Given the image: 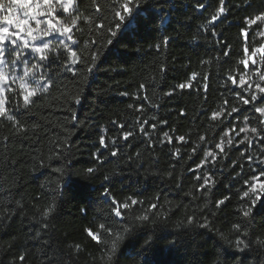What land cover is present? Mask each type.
Returning a JSON list of instances; mask_svg holds the SVG:
<instances>
[{"label":"trees","instance_id":"16d2710c","mask_svg":"<svg viewBox=\"0 0 264 264\" xmlns=\"http://www.w3.org/2000/svg\"><path fill=\"white\" fill-rule=\"evenodd\" d=\"M123 3L74 0L58 16L72 28L73 40L62 39L82 62L70 66L75 58L60 48L24 88L8 80L0 94V264H264L254 243L264 239V191L257 188L248 250H236L244 237L233 229L245 228V181L264 182V116L254 111L264 107L255 87H264V58L252 55L264 45V23L246 24L264 12V0H225L212 23L219 0H138L132 16ZM27 91L36 95L25 105ZM252 92L258 101L244 105L239 97Z\"/></svg>","mask_w":264,"mask_h":264},{"label":"snow or ice","instance_id":"6c2138e0","mask_svg":"<svg viewBox=\"0 0 264 264\" xmlns=\"http://www.w3.org/2000/svg\"><path fill=\"white\" fill-rule=\"evenodd\" d=\"M224 3L225 0H219L220 7L211 16V19L210 21H208V23L217 21L222 13L226 11ZM133 4H138V0H124V3L121 5L122 12L124 14H127V16H132L134 8L130 5ZM198 6L200 8L205 7L204 4H199ZM73 9L74 0H0V94L3 93L4 88L7 86L6 82L9 78L15 81V79L17 78L15 76V72L20 65H24V68L23 75L22 77H19V79L24 82H26L27 78L29 77L35 79L37 76V71L41 67V65L44 62H51L50 55L53 58L59 57L60 52L58 51V49L60 48L66 50V52L70 54V57L75 58L70 60V66L75 65L78 62H82L77 56L76 51H73L65 42V39L73 40V37L71 35L72 28L69 27L66 23L60 21L58 18V11L60 13H70V10ZM75 10L78 11V9ZM122 12L115 13V16L119 17V21H124L126 18L125 15L122 14ZM41 17L43 19H41ZM77 19H79V17L72 19L71 24L73 26L76 24ZM30 21L34 22L35 28H33ZM257 22L264 23V12H260L253 17L246 18V24L248 28H250L254 24H257ZM42 24L44 25L43 28H41ZM57 24H59L60 26L57 27ZM120 27V23L117 22L116 28L119 29ZM53 33H57L60 37L65 38L60 39L59 45H57L56 47H51V42L45 41L44 39L45 37L53 35ZM241 33L245 36V38H247V29H241ZM116 34L117 33L115 31H112L113 36H115ZM260 35L264 36V32H261ZM168 39V37H165V42H167ZM93 43L95 42L93 41ZM108 43L111 44L112 41L109 40ZM243 50L245 54L248 53L247 46H245ZM256 53H261L262 58H264V45H261L260 47L254 48L252 50L253 56H255ZM223 55L228 56L229 53L225 51ZM32 58H38L40 63H33L31 67H28L27 65L29 63V60ZM97 58L98 55L96 53H93L91 55V63L86 68L87 72L90 73L94 70ZM249 59H252V57H247L246 59L241 61V63L247 65ZM253 63H255V60H253ZM193 76H195V74H193ZM259 79L260 81L264 82V75H261ZM36 82L39 83L38 80ZM244 83V78L241 77L240 84L243 85ZM187 86L190 87V85ZM21 87H24V83L21 84ZM141 87H143V85H141ZM179 87L183 89L186 87V85L180 84ZM255 87L259 95L264 97V87H262L260 83H257ZM257 92L250 93V97L248 99H245L243 96H240L239 99L244 105H248L250 102L255 105V103L258 101ZM35 95V91H27V93L23 95L25 105L30 102V97H33ZM168 95H171V93H168ZM77 102H79V98H77ZM3 103L4 101L0 100V116L6 114L3 109ZM237 111L238 110L236 108L232 109V113H235ZM254 111L256 113H259L261 116H264V107H254ZM219 115L220 113L213 112L212 119L215 120ZM229 115H231V113H229ZM8 118L12 119L11 116H8ZM73 119H75V116H73ZM247 120L248 117H245V121ZM145 123H147V121H145ZM260 123L261 125H264V120H261ZM152 127L155 128L156 125L153 124ZM261 130L264 131V128H262ZM141 131L143 132V126H141ZM240 131L244 132L245 129L241 128ZM251 131L253 133H257V128H252ZM130 135H132L131 132L125 133L124 138L127 139ZM145 135H147V133H145ZM165 135L167 136V133ZM178 139L180 141H183L184 137L180 136L178 137ZM200 139L203 140L204 137H200ZM170 141L171 137H169V142ZM100 143L104 144L103 138H101ZM229 143H231V141H229ZM216 147L219 148L221 152H223L224 149L221 144H217ZM116 154V151H113L111 153V155L113 156H115ZM248 159L251 160L252 157L249 156ZM262 163H264V161H262ZM93 171L94 170L92 168L87 169L88 173H91ZM260 176H264V171L260 173ZM258 178L259 177L254 176L252 179L256 180ZM105 179L107 180L108 177H105ZM209 183V178L205 177L204 183L201 185V188H204V186L208 185ZM245 183L250 184V190L244 191L243 196L250 198L251 201L248 208L242 211V216L246 218L244 221L245 228L243 231H241V224L233 225V229L244 237L243 239H241L240 236H238L235 242V248L239 252L248 250L250 248V245L253 243L249 238L248 229L250 228V224L248 223V221L252 216L253 209L257 202V188H259L260 191H264V182L260 183L259 185L250 183L249 181H245ZM250 192L252 194L251 196ZM107 194L108 193L106 190L105 195ZM227 199L228 197H224L223 199L217 201V207L224 204L225 200ZM136 203H138V201L131 200V204L134 205ZM122 207L126 209L129 207V204H124L122 205ZM152 207L155 208L156 205H152ZM52 211L53 209L50 207L45 209L43 214L44 216H48ZM112 211L115 213L116 217H120L122 214L120 205L113 208ZM139 219L142 221H147L149 217L145 215L140 217ZM187 222L191 224L193 222V219L189 217L187 218ZM100 227L104 228V225H101ZM201 227H208V225L207 223H204L201 225ZM124 231L128 232L130 230L128 228H125ZM88 235L92 237V239L99 242V236L97 234H94L91 230H88ZM118 239H122V237H119ZM146 243L148 242L146 241ZM254 243L264 248V239L257 237ZM78 247L79 246H77V248ZM116 248L117 242H113L111 246V250L113 253H115ZM20 260L23 261L24 256H21ZM235 264H242V262L238 259Z\"/></svg>","mask_w":264,"mask_h":264},{"label":"rangeland","instance_id":"374dc122","mask_svg":"<svg viewBox=\"0 0 264 264\" xmlns=\"http://www.w3.org/2000/svg\"><path fill=\"white\" fill-rule=\"evenodd\" d=\"M58 7V6H57ZM59 12V11H58ZM21 18H23V17H21ZM58 18H59V20L61 21V17L60 16H58ZM41 19H43L42 17H41ZM30 23H32V26H33V28H35V24H34V22H32V21H30ZM54 23H55V21H54ZM60 25L59 24H57V27H59ZM44 27V25L42 24L41 25V28H43ZM62 39L63 37H60L59 36V34H57V33H53V35H51V36H49V37H45L44 39H45V41H50L51 42V44H50V46L52 47L53 45H55L56 43H57V39ZM24 66V65H23ZM19 74H21L19 71H16L15 72V76L17 77L16 79H15V81H13L11 78H9L8 80L10 81V82H13V83H15V84H17L18 86H21V84L22 83H24V87H25V85H26V82H24V81H22L21 79H19V77H18V75ZM7 80V81H8ZM23 87V88H24Z\"/></svg>","mask_w":264,"mask_h":264}]
</instances>
